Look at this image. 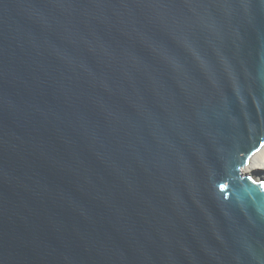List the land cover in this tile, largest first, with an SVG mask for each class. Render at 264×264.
Instances as JSON below:
<instances>
[{
    "label": "water",
    "instance_id": "1",
    "mask_svg": "<svg viewBox=\"0 0 264 264\" xmlns=\"http://www.w3.org/2000/svg\"><path fill=\"white\" fill-rule=\"evenodd\" d=\"M264 0H0V264H264Z\"/></svg>",
    "mask_w": 264,
    "mask_h": 264
},
{
    "label": "bare ground",
    "instance_id": "2",
    "mask_svg": "<svg viewBox=\"0 0 264 264\" xmlns=\"http://www.w3.org/2000/svg\"><path fill=\"white\" fill-rule=\"evenodd\" d=\"M242 173L264 180V146L252 155Z\"/></svg>",
    "mask_w": 264,
    "mask_h": 264
}]
</instances>
